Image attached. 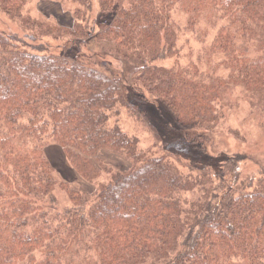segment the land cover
I'll return each instance as SVG.
<instances>
[{
    "label": "trees",
    "instance_id": "1",
    "mask_svg": "<svg viewBox=\"0 0 264 264\" xmlns=\"http://www.w3.org/2000/svg\"><path fill=\"white\" fill-rule=\"evenodd\" d=\"M31 1L0 0L32 41L47 40L0 31V264H264V170L244 178L240 157L212 148L220 82L195 62L157 64L180 53L181 11L191 28L202 18L220 25L209 52L256 70L260 82L264 0H74L64 25L34 19ZM83 47L121 72L102 71ZM133 103L158 106L149 123L189 173L143 157L139 140L112 124ZM49 145L84 187L58 182ZM105 154L131 165L119 169ZM57 186L71 206L59 205Z\"/></svg>",
    "mask_w": 264,
    "mask_h": 264
},
{
    "label": "rangeland",
    "instance_id": "2",
    "mask_svg": "<svg viewBox=\"0 0 264 264\" xmlns=\"http://www.w3.org/2000/svg\"><path fill=\"white\" fill-rule=\"evenodd\" d=\"M62 2L63 4L57 0H33L27 4L26 10L34 19H38L40 15H44L51 21L64 25L70 22L68 14L76 13L79 6L77 1L75 2L74 0H62ZM174 22L177 28L176 43L180 53L167 60L159 61L157 64L167 69H172L177 63L185 67L195 62L200 66L202 71L211 69L209 71L220 82L219 94L223 97L217 102L219 109L223 113L219 125L213 131V152L216 154L226 153L229 157H240L242 177L257 175L260 170H264V78L259 76L262 79L260 82H252V77L256 80V70H234L235 65L230 61L227 62V58L223 52L215 50L211 53L209 52V45H212L220 25L217 28H213L209 21L202 18L195 27L191 28L188 24L187 14L181 11L174 13ZM0 31L17 34L29 45H35L39 41H47L41 39L42 37L40 38L39 36L38 40L32 41L31 37L27 35L30 34V31H24L18 18L10 19L1 12ZM56 45H60V43H56ZM104 48L108 58L113 60L111 54L108 53H113L111 48L107 45H104ZM254 52L252 48L251 54ZM81 54L86 57L91 55L90 57L96 59L97 65L100 64L104 72L111 74L121 72V70H114L116 67L115 63L111 67H103L101 54H97L94 47H83ZM146 107L149 108V111ZM155 109L158 110L157 105L144 106L133 103L132 110H121L118 118L113 119L112 124L115 121H119V126L123 132L139 140L140 151L143 157L165 156L171 161H176L181 170L189 173V168H191L189 164L191 163L173 153L168 148V143L161 140L160 135L154 131L152 124L149 123V118L154 115L151 113ZM157 122L162 128L167 129L165 124ZM169 135L175 137L176 134L169 132ZM46 153L53 165L54 174L59 183L67 180L78 187H84L83 182L78 179L77 174L67 161L62 148L56 145H49ZM103 158L107 162L120 167L119 169H127L131 165L129 161L123 158L106 154ZM103 180L108 182L109 178L102 177L101 182ZM55 193L61 207L64 208L72 205L70 196L64 191L62 186H57Z\"/></svg>",
    "mask_w": 264,
    "mask_h": 264
}]
</instances>
